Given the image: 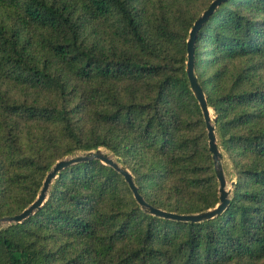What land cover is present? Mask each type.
<instances>
[{
	"label": "trees",
	"instance_id": "trees-1",
	"mask_svg": "<svg viewBox=\"0 0 264 264\" xmlns=\"http://www.w3.org/2000/svg\"><path fill=\"white\" fill-rule=\"evenodd\" d=\"M214 0H0V219L68 157L112 153L145 201L220 204L188 40ZM227 210L202 223L146 211L100 160L64 170L45 205L0 229V264H264V0H229L198 34Z\"/></svg>",
	"mask_w": 264,
	"mask_h": 264
},
{
	"label": "water",
	"instance_id": "water-1",
	"mask_svg": "<svg viewBox=\"0 0 264 264\" xmlns=\"http://www.w3.org/2000/svg\"><path fill=\"white\" fill-rule=\"evenodd\" d=\"M227 1L229 0H214L209 6V8L195 22L190 32V37L188 40V62H187L188 78L191 84L192 91L200 105V108L202 110L207 125L209 149L213 155L214 164L216 167V173L220 185V204L215 209L194 215H178L154 208L153 206L149 205L145 201L144 197L140 194L139 189L135 183L134 176L131 174V172L128 169H126L124 166H122L116 159L105 153L102 149H98L95 152H89L84 155H79L75 157H68L58 161L55 164V166L52 168V170L48 173L37 200L31 206L25 209L21 214H18L13 217H5L0 219V225L3 227H8L16 224H21L24 221H26L28 218L34 216L35 213L45 205L52 184L58 178L60 173H62L64 170L71 167L72 165L78 163H85L92 160H100L104 164L113 167L115 170L121 173L128 182L132 192L134 193L140 205L146 211L154 215L170 220L181 221V222H192V223H202L222 215L229 207L231 201L230 197L232 194V187H229V183L222 164L223 155L218 145V138H217L216 126H215L217 119L213 117V112L208 105V101L204 89L200 85L198 77L196 75L195 51H196V40L198 38V34L200 30L203 28L204 24L208 21V19L216 12V10Z\"/></svg>",
	"mask_w": 264,
	"mask_h": 264
},
{
	"label": "rangeland",
	"instance_id": "rangeland-1",
	"mask_svg": "<svg viewBox=\"0 0 264 264\" xmlns=\"http://www.w3.org/2000/svg\"><path fill=\"white\" fill-rule=\"evenodd\" d=\"M105 153H107L108 155H110L111 157H113L114 159H116V157L112 154V153H110V152H108V151H106V150H103ZM226 174V173H225ZM227 177V180H228V183H229V187H232V185L230 184V178L228 177V176H226ZM3 228V226H1L0 225V229H2Z\"/></svg>",
	"mask_w": 264,
	"mask_h": 264
}]
</instances>
